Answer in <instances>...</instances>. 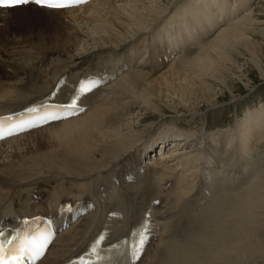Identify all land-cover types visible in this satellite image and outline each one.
Instances as JSON below:
<instances>
[{
  "label": "bare ground",
  "instance_id": "6f19581e",
  "mask_svg": "<svg viewBox=\"0 0 264 264\" xmlns=\"http://www.w3.org/2000/svg\"><path fill=\"white\" fill-rule=\"evenodd\" d=\"M179 1L94 0L66 10L0 9L1 114L34 102L65 74L70 82L86 77L88 71L77 70L88 60H99L95 65L103 67L97 71L110 65L109 72H121L104 89L107 94L100 102L95 100L97 95L91 100L92 109L86 115L0 144V222L11 216L51 212L61 201L86 196L102 171L119 174L143 151L139 168L127 174L137 179L129 182L124 177L120 194L108 200L113 203L111 210L137 212L147 202L163 198L162 209L170 222L152 254L148 252L140 264H264V151L253 152L257 143H261L259 150L264 146V107L247 113L241 124L236 122L239 130L219 129L206 137L200 153L189 151L192 146L184 148L190 140H175L169 131H160L168 121L176 123L188 115L196 119L203 109L217 110L224 89L231 91L233 103L243 98L219 78L231 71L233 56L249 57L264 78L260 61L264 40L256 39H264V4L250 9L251 0H238L248 9L237 17L228 0H188L180 7L176 6ZM218 3H224L226 13ZM176 8H181V15ZM30 14L46 23L53 20L51 15L63 17L53 20L57 31L53 28L56 35L49 36L50 43L44 36L35 40L15 31L39 24ZM204 24L208 29L201 30ZM200 30L203 40L196 41L193 35ZM164 38L171 55H157L160 59L148 69L153 45L159 46ZM181 45L186 48L181 50ZM137 57L139 63L132 67ZM245 88L252 90L249 82ZM155 115L160 121L146 124ZM143 126L148 130L141 133ZM232 142L246 163L236 154L227 165L223 155L227 150L230 158ZM200 180L207 181L203 189L214 192L208 210L197 218L175 212L177 204L191 209L199 196L192 202H187L188 197ZM164 181L170 188L163 186ZM34 191H45L49 198L45 204L27 208L25 202ZM102 219L90 216L62 234L40 264H62L65 255L85 245ZM124 224V219L115 224L111 240H121L118 234ZM77 227L80 230L70 236Z\"/></svg>",
  "mask_w": 264,
  "mask_h": 264
},
{
  "label": "rangeland",
  "instance_id": "374dc122",
  "mask_svg": "<svg viewBox=\"0 0 264 264\" xmlns=\"http://www.w3.org/2000/svg\"><path fill=\"white\" fill-rule=\"evenodd\" d=\"M170 1L171 0H169V2ZM199 1L200 0H193L194 3H197ZM185 2H188V0H180L176 6L180 7ZM260 3L264 4V0H251V5L249 4L250 9H252V8L256 9L258 4L261 5ZM218 4H221L223 6V13H226V6H224V3H218ZM227 5L233 9H236V14L234 16H237V17H239V16L243 17L245 15V13L247 12L246 9H248V4L242 5L239 3L238 0H228ZM215 6H217V4L216 5L214 4L212 6V12H214ZM180 9L178 10V8H176L175 11L181 15ZM184 12L185 11H182V13H184ZM12 14H14L15 18L17 16L19 17V15L16 13H12ZM31 16L34 19L36 17L39 20V18L36 15L32 14ZM51 17L53 18V20L56 19L58 22L63 20V17L61 15L59 16V14L51 15ZM60 17H62L61 20H60ZM241 17L239 19H243ZM53 20H51L50 23L48 21L46 23V21L45 20L43 21L41 18V20H39L40 21L39 24L36 23V25H33L29 28H25V29L22 28V29L15 30L16 27H14L13 29L15 31H17L18 35H23L25 37L33 36V38L32 37L31 38L35 39V40H38V39H40L39 37L44 36V39H46L47 42L50 43V40H49L50 37L49 36H53V35L55 36L56 35L55 33L57 31V29H56L57 21H53ZM53 23H54V25H53ZM65 23H67V22H65ZM222 24L224 25V22ZM227 24L232 25V22H230L228 20ZM25 25L26 24H23V26H25ZM53 28H55L56 31H54ZM11 32L14 33V31H11ZM45 35H47V36L45 37ZM212 37H214V36L211 35V38ZM256 39L260 42H262L264 40V39L260 38V36L259 37L257 36ZM248 58L249 57H247V56L242 57V58L233 56L232 59L235 62L231 63L232 64V66H230V67H232L231 71H229V73H226V74H224V73L220 74V76H219V78L223 77V79H225V81L229 85L230 89L233 90V93H235V95H239V96L243 97V98H241V100L239 102L233 103V101L230 100L231 95L229 92H231V91L224 89L223 98H221V101H220L221 107H218L217 110H207V109L205 110V109H203V111H200V114H203V115L197 117L196 119L193 117H190L188 115L186 117L184 116V117H181L179 119H176V120H180L176 123H171V121H168L167 125H165V127H161L160 131L161 132L162 131H164V132L169 131L171 133H174L175 136L177 135V137H179V138H182V134H184V133H189L190 135L197 137L199 140L196 141L195 138L193 140H191L189 138V135H188L186 139H183V141H186L187 139L190 140L192 147L190 146L191 148L189 149V151H192L193 153H200L201 150H199V148L201 146H202L201 148H204L203 146H204V143L206 141V139H205L206 137L209 138L210 135L213 133L217 134V131L219 129L224 130V131L227 130V132H229V133H231L232 131H235V129H238L235 127L238 125V123L241 124L243 122V120L248 117V114L250 112H254V111L256 112L257 110L260 109L259 107H262V108L264 107V78L261 76L260 71L257 69L255 64L252 63V61H250V59H248ZM260 61H261L263 68H264V48H263L262 56L260 57ZM169 64H171V62ZM168 65H167V67H168ZM167 67L164 68L163 70L167 71L166 70ZM3 81H6V80L3 79ZM247 82H249V84L251 86V88H250V89H252L251 91L245 88V83H247ZM135 113H136V111H135ZM139 117H140V115H139ZM157 117L158 116L155 115L151 119H148V121H146V124H149V123L151 124L152 122L160 121V118L159 117L157 118ZM238 120H240V121H238ZM236 122H238V123H236ZM146 128L148 130V127L143 126L141 128L142 129L141 133L143 131L146 132L147 131ZM231 129H232V131H231ZM191 141H193V142H191ZM228 147L230 149L232 148L230 158H229V153L227 150L225 151L226 153L223 155V156H226L227 165H229L230 163H232L234 161L236 154L240 155V157L243 160H245V163H246L245 156L242 153H239L240 151L234 142H232ZM256 147H254L253 152L261 151L263 153V151H264L263 147L264 146H262V148L259 150V148L261 147V143L260 144L257 143ZM177 148H178L177 150H179L181 147H177ZM254 157L255 156H253V159H254ZM245 163L243 164V167H246ZM252 168L253 167H251V169ZM258 175L259 174L257 172V176ZM254 180H255V178H254Z\"/></svg>",
  "mask_w": 264,
  "mask_h": 264
},
{
  "label": "snow or ice",
  "instance_id": "6c2138e0",
  "mask_svg": "<svg viewBox=\"0 0 264 264\" xmlns=\"http://www.w3.org/2000/svg\"><path fill=\"white\" fill-rule=\"evenodd\" d=\"M88 2L89 0H0V9H11L22 5L35 4L51 10H62L70 7H78ZM95 83V81H89L86 86H82L80 92L68 105L44 111L31 108L28 109L26 118L23 115L0 117V141L82 111L83 109L79 106L78 101L95 86ZM146 232L147 226H145L144 231L136 234V241L130 248L131 260L134 262L139 261L142 256L145 244L147 243ZM51 240L52 235L48 232L47 234H39L32 239L25 238L24 243L21 244L19 249L6 247L5 242H0V264H15V261L21 258L16 255L17 251L23 252L25 250L31 254L33 261L40 260L44 257ZM11 243L12 241H7V244L10 245ZM91 254L96 259H103V257L99 256L96 246L92 248Z\"/></svg>",
  "mask_w": 264,
  "mask_h": 264
}]
</instances>
